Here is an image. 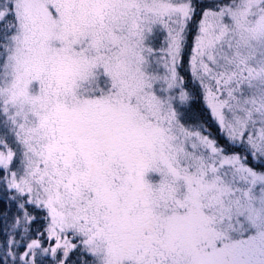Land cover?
Here are the masks:
<instances>
[{"label":"rangeland","instance_id":"obj_1","mask_svg":"<svg viewBox=\"0 0 264 264\" xmlns=\"http://www.w3.org/2000/svg\"><path fill=\"white\" fill-rule=\"evenodd\" d=\"M105 6L113 18H91ZM191 12L190 0H0V249L11 264H63L76 238L88 264H127L143 231L180 253L165 264H264V174L179 120ZM193 68L198 80L210 73L225 135L247 133L264 156V0L196 11ZM60 115L80 133L101 117L103 144L120 143L124 156L102 154L89 173L60 152L73 138ZM34 208L49 225L37 237Z\"/></svg>","mask_w":264,"mask_h":264},{"label":"trees","instance_id":"obj_2","mask_svg":"<svg viewBox=\"0 0 264 264\" xmlns=\"http://www.w3.org/2000/svg\"><path fill=\"white\" fill-rule=\"evenodd\" d=\"M234 1L235 0H190L192 11L191 18L188 23H186V27L183 32L184 36L180 43V60L178 63L179 78L186 94V98L184 102L178 105L179 110L177 113L179 115V120L184 127L194 129L197 132L202 133L207 136L216 147L224 150L225 154L239 156L243 163L250 169L264 174V156L255 153L249 141V135L247 133L245 134L243 131H238L233 135L226 136L220 124L212 115V111L208 103L210 99V95H208V93H212L213 89V84H210V73L208 76L204 75L203 80H198L196 78V70L193 68L194 64L196 67V11L198 14L203 16L208 10L219 9L222 6L232 5L234 4ZM133 11L134 10H132V12ZM111 12H113V10L108 6H105L103 9H94L92 10L93 15L91 18L95 20H102L108 16L113 18ZM132 12L124 13L122 10L121 14L125 17V15L130 16ZM154 44L156 47H161L165 44V41L161 38V36L157 35L154 38ZM254 108L256 109V107ZM262 110V140L264 141V108ZM54 121L57 126L65 124L64 128H66L68 135L71 134L73 136V138L70 136L67 137L66 143L64 144L66 147L62 148L60 152H62L63 155L76 154V156L80 157L82 161H84V164L82 162L83 165L90 163L89 173L93 170H98V165H103L101 164V161H104V158L99 159V156L102 154H110L113 152L115 156H124V154L121 155L120 143L119 145L116 143H113L112 145L111 143L103 144L104 140L101 133L102 128H100L102 126L101 117H99L96 122L86 121L82 133L76 129L77 127L74 125L75 120H70L67 115H60V117ZM155 138L158 137L154 136V140ZM134 141L136 143L132 145L140 143L143 139L140 137ZM103 146L106 151L103 149ZM107 148H111V150L107 151ZM138 153H136V157L138 158V162H140L145 158V156L142 154L138 156ZM135 168L139 171L142 170V168L139 167V163L135 164ZM90 185L92 188V183ZM95 185L98 186L97 183H95ZM121 203L123 204V202ZM5 206L6 203L0 200V248L2 244H5L4 242L8 237L6 234L7 231L5 230L7 226ZM33 211L35 212L34 220L33 224L31 223L29 226V230L31 234H35V237H37V230L44 231L49 227V225L45 220V217L38 209L34 208ZM67 236L71 239L74 237L71 234ZM154 238H158V236L152 232L146 234L143 231V233L135 240V242L141 245L142 254L135 255L134 253H131L130 248L126 254V258H121V260L127 264H165L167 261H172V258L175 257V255L180 256L179 252L174 253L172 250H168L169 252L167 249L164 250V244H162L161 240L158 238L159 240L155 242ZM38 240H41V238ZM80 241L81 240L78 238L72 240L75 246L71 248L72 252L69 254L67 259H63V264H88L89 257L85 253L86 247L84 246L83 241ZM10 246L12 250L16 249V243L13 242ZM46 248L48 247L46 246ZM49 251H51V249H49ZM9 253V247L5 251L0 249V264H11ZM179 258L184 259V257ZM12 264H19L16 257H14Z\"/></svg>","mask_w":264,"mask_h":264}]
</instances>
